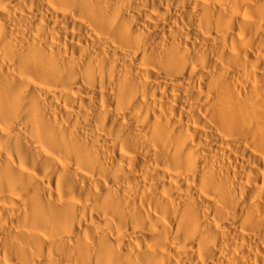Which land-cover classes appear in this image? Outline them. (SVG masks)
Masks as SVG:
<instances>
[{"label":"bare ground","instance_id":"bare-ground-1","mask_svg":"<svg viewBox=\"0 0 264 264\" xmlns=\"http://www.w3.org/2000/svg\"><path fill=\"white\" fill-rule=\"evenodd\" d=\"M0 264H264V0H0Z\"/></svg>","mask_w":264,"mask_h":264}]
</instances>
